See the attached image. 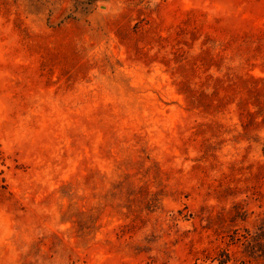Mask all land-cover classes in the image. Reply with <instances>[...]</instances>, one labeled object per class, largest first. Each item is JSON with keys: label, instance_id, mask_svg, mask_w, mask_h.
<instances>
[{"label": "rangeland", "instance_id": "rangeland-1", "mask_svg": "<svg viewBox=\"0 0 264 264\" xmlns=\"http://www.w3.org/2000/svg\"><path fill=\"white\" fill-rule=\"evenodd\" d=\"M0 264H264V0H0Z\"/></svg>", "mask_w": 264, "mask_h": 264}, {"label": "trees", "instance_id": "trees-1", "mask_svg": "<svg viewBox=\"0 0 264 264\" xmlns=\"http://www.w3.org/2000/svg\"><path fill=\"white\" fill-rule=\"evenodd\" d=\"M220 263H224V261L220 262Z\"/></svg>", "mask_w": 264, "mask_h": 264}]
</instances>
